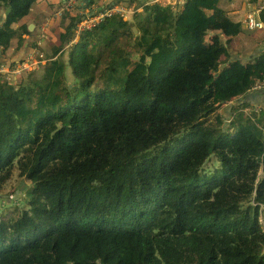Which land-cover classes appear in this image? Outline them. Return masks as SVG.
I'll use <instances>...</instances> for the list:
<instances>
[{
  "label": "trees",
  "instance_id": "1",
  "mask_svg": "<svg viewBox=\"0 0 264 264\" xmlns=\"http://www.w3.org/2000/svg\"><path fill=\"white\" fill-rule=\"evenodd\" d=\"M36 2L0 0V59L29 47ZM220 2H139L80 33L74 8L42 77L0 76V189L17 170L38 191L0 219V264H264V109L246 101L264 49L233 50Z\"/></svg>",
  "mask_w": 264,
  "mask_h": 264
},
{
  "label": "rangeland",
  "instance_id": "2",
  "mask_svg": "<svg viewBox=\"0 0 264 264\" xmlns=\"http://www.w3.org/2000/svg\"><path fill=\"white\" fill-rule=\"evenodd\" d=\"M180 3H184L185 0H176ZM37 2L34 4L36 5ZM178 4V3H177ZM32 7L30 14L26 17L29 20V22L36 21V25L39 26V19H42L44 15L38 14L35 11H37L36 6ZM181 5V4H178ZM178 5H174L176 8ZM252 5V4H251ZM63 6V5H62ZM119 7V6H118ZM74 8H79L78 5H74L71 7L68 11V9L63 8H49V19H48V25H47V32L45 33L44 37V43L45 45H39V40L34 42V38L26 39L27 42H29V47L26 49H22L18 56L14 57L13 54V47H11L7 52H5L2 59H0V68L5 67L6 69H9L10 72L17 71L19 67L23 66L24 64H27L29 66V69L22 70L19 74L13 75L12 73L6 74L2 73L0 76L7 77L10 80L11 84H17L20 82V80L25 79L26 77H33L40 78L43 76V69L47 63V56H50L52 54V48L54 46L53 40L57 41V33L61 28L60 23L61 20H64L65 26L67 23H69L70 17L66 14H70V12H75L76 10H73ZM122 8V7H120ZM219 8L222 9V11L228 15L230 18L233 19V21L239 22L242 20L243 16L241 14L236 15H230L229 9L233 10L235 9L232 5V0H221L219 4ZM124 9V8H122ZM125 10V9H124ZM248 9L246 8L247 12ZM0 11V15L5 16V14ZM127 11L125 10V14L123 17L126 21H131L133 18V14H128V18L126 16ZM51 15L57 17L58 20H56L55 23H51ZM47 16V17H48ZM25 18V19H26ZM123 18V19H124ZM24 19V20H25ZM77 33H79V29H77ZM34 33V31H33ZM77 41V40H76ZM38 43V44H37ZM37 44V45H35ZM233 50L236 52H240L243 55L250 54L255 48L264 49V30L262 31H254L249 32L243 27V32L236 37L232 42ZM66 78L68 81L73 82L74 81V75L71 70V68L68 66L66 69ZM229 109V107H228ZM228 111V110H227ZM216 159L212 158L211 161L207 163V168L210 170H213L217 165L215 164ZM260 176H263V172L260 171ZM38 199V191L34 188L33 184L30 183L26 178H23L19 175V172L16 170L14 173L12 179L7 182V184L4 185L2 189H0V219H8L11 217V215H17L20 214L23 210H29L30 209V202L32 200Z\"/></svg>",
  "mask_w": 264,
  "mask_h": 264
},
{
  "label": "crops",
  "instance_id": "3",
  "mask_svg": "<svg viewBox=\"0 0 264 264\" xmlns=\"http://www.w3.org/2000/svg\"><path fill=\"white\" fill-rule=\"evenodd\" d=\"M65 0H38V3L36 5H34V7L36 6L37 11H35L38 14L44 15L42 17V19H39V26L36 25V21L35 23L29 22L30 19L26 18L24 21H22L20 24H28V27L31 28L32 30H29L30 32L34 33L31 36H26V39H30V38H34V42L39 40V45H45L44 43V37H45V33L47 32V25H48V19H49V8H54L57 9L59 6V3H64ZM84 4H82V10L81 13L85 12L91 16L96 14L97 12L107 9V8H111L113 6H119L124 8L127 11V18H128V14H132L133 11H135L136 6L138 5V3H146V4H153V3H157L161 6H173L176 4V0H136L134 3L131 4L130 0H83ZM90 1L94 2V5H90ZM232 5L235 9L230 10L229 9V14L230 15H236V14H241L244 17V12H245V8L243 5L234 4V0H232ZM48 16V17H47ZM233 20V19H232ZM243 20V18H242ZM239 21V22H242ZM236 22V21H235ZM17 26V25H16ZM15 26V27H16ZM43 31L45 33H43ZM53 42H55V39L53 40ZM38 44V43H37ZM246 101L249 102L251 105L255 106L256 109H264V91L262 92H254V93H250L247 98Z\"/></svg>",
  "mask_w": 264,
  "mask_h": 264
},
{
  "label": "built area",
  "instance_id": "4",
  "mask_svg": "<svg viewBox=\"0 0 264 264\" xmlns=\"http://www.w3.org/2000/svg\"><path fill=\"white\" fill-rule=\"evenodd\" d=\"M182 1V0H180ZM181 4L179 1L176 2V5ZM82 4H84L83 0H65L64 1V8L70 9L74 5H78L80 12L82 10ZM234 4H240L243 5L246 11V8L248 9L247 12H244V17L242 20V26L249 32L254 31H262L264 30V20L262 19V15L264 13V0H234ZM252 4V5H251ZM81 14V21L77 25V29H79L80 32L84 30H90L94 26L98 25L100 22H102L104 19L111 17L114 14H119L123 17L125 14V10L118 7L113 6L111 8H107L104 10H101L97 12L94 15L89 16L87 13L85 15L84 13ZM124 18V17H123ZM125 20V18H124ZM126 21V20H125ZM78 32V31H77ZM79 32V33H80ZM29 69V66L27 64H24L23 66L19 67L17 71L10 72L9 69H6L5 67L0 68V74L6 73L13 75L19 74L22 70ZM254 90H264V79L261 81H258L254 88Z\"/></svg>",
  "mask_w": 264,
  "mask_h": 264
},
{
  "label": "water",
  "instance_id": "5",
  "mask_svg": "<svg viewBox=\"0 0 264 264\" xmlns=\"http://www.w3.org/2000/svg\"><path fill=\"white\" fill-rule=\"evenodd\" d=\"M32 27H33V26H31V28H29V30H32ZM0 55H1V50H0Z\"/></svg>",
  "mask_w": 264,
  "mask_h": 264
}]
</instances>
